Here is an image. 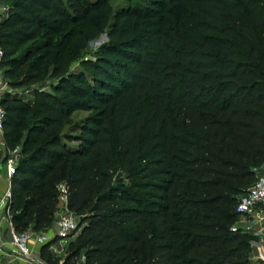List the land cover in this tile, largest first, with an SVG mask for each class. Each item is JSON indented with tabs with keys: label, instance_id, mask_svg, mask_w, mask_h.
Returning <instances> with one entry per match:
<instances>
[{
	"label": "trees",
	"instance_id": "trees-1",
	"mask_svg": "<svg viewBox=\"0 0 264 264\" xmlns=\"http://www.w3.org/2000/svg\"><path fill=\"white\" fill-rule=\"evenodd\" d=\"M11 224L48 231L65 183L80 231L48 264H251L239 198L264 169V0H2ZM106 31L94 59L81 58ZM25 46V47H24ZM23 48V49H22ZM22 49L19 55H16ZM80 69L69 71L73 60ZM89 114L70 123L75 111ZM68 127V128H67Z\"/></svg>",
	"mask_w": 264,
	"mask_h": 264
},
{
	"label": "built area",
	"instance_id": "built-area-1",
	"mask_svg": "<svg viewBox=\"0 0 264 264\" xmlns=\"http://www.w3.org/2000/svg\"><path fill=\"white\" fill-rule=\"evenodd\" d=\"M2 12L7 11L6 5H1ZM4 56V51L0 47V77H1V63ZM8 92L7 83L0 80V100L5 93ZM6 118L5 110L0 104V151L3 152V161H0V167L5 165L7 170L8 181L0 194V220L5 219L9 222L8 240H3L0 235V260L6 255H13L27 263L32 264H48L43 259H37L33 254V245H44L53 239L65 241L73 237L80 231L79 219L72 211L68 209V196L65 183L57 185L58 190V204L56 213V232L49 234L48 231H33L26 230L23 232L16 231L11 224L10 203L12 198L11 192V177L17 171L18 160L20 156V147L16 146L12 149L6 146L3 138L4 121ZM257 205L264 206V172L257 178V180L247 189V191L239 198L236 212L239 214V219L248 214L251 209ZM257 222L263 220L264 215L261 212L255 214ZM238 225L232 226L231 230L236 231ZM260 259V258H259ZM261 261L257 264H264V256H261Z\"/></svg>",
	"mask_w": 264,
	"mask_h": 264
},
{
	"label": "rangeland",
	"instance_id": "rangeland-1",
	"mask_svg": "<svg viewBox=\"0 0 264 264\" xmlns=\"http://www.w3.org/2000/svg\"><path fill=\"white\" fill-rule=\"evenodd\" d=\"M149 0H111L110 4L113 8V10H117L119 8L125 7L127 5H144L147 4ZM1 5H6L7 6V11L6 12H2L1 9ZM8 5L6 3H4L2 0H0V21H2L5 17L6 14L8 12ZM107 41V34L106 31H103L98 37L89 40L86 44V47L81 51V58L83 59H94L95 55L99 52L100 47ZM25 47V46H24ZM23 49V48H22ZM22 49L19 50V52H17L16 55H19L21 53V51H23ZM7 69H9V67L6 64H3L1 66V77L0 80L2 82H6L7 83V89L9 94H18L20 96H22L24 99H31V89H38V90H43V89H47V87L54 83V78L50 77L49 74H47L44 78V80L40 83H36V84H30V85H23L20 87H13L10 85L9 81H12L13 79H20L23 77V75L29 73V67L26 64L21 65V66H17V67H11V70H9V72H11V74L9 75V73H7ZM78 69H80L79 66V60H73L70 64L69 67V71H77ZM89 114V112L87 111H75L73 112V114L70 117V123H76L78 121L83 120L87 115ZM68 128V127H67ZM79 232H77L73 237L63 241L66 242V248H60L58 249L57 254H59L60 256L54 257L56 259H59V261L63 260L65 253L67 252L68 249V245L71 241H73L76 237V235ZM79 260V261H78ZM82 257L81 255L79 256V259L76 260L75 264H82Z\"/></svg>",
	"mask_w": 264,
	"mask_h": 264
},
{
	"label": "crops",
	"instance_id": "crops-1",
	"mask_svg": "<svg viewBox=\"0 0 264 264\" xmlns=\"http://www.w3.org/2000/svg\"><path fill=\"white\" fill-rule=\"evenodd\" d=\"M0 161H3V152L0 151ZM264 172V169H263ZM8 181L7 170L4 164L0 167V194L3 192ZM257 212H261L264 215V206L257 205L251 209V211L244 215L240 220H238V228L242 229L244 232L250 234L252 236L251 240V257L250 263L257 264L261 260V256H264V218L263 220L257 222L255 218V214ZM9 222L5 219L0 220V235L3 240H8L10 238L9 235ZM56 232V224L54 223L51 229L48 230L49 234H54ZM48 246V251L53 255V257L60 256L57 254L58 249L66 248V242L60 241L58 239H53L50 242L44 244ZM44 245H33V254L37 259H42L40 257L41 247ZM64 250V249H63ZM66 256V253H65ZM64 256V257H65ZM82 264H84V256L81 254ZM260 258V259H259ZM62 261V260H61ZM60 261V262H61ZM79 261V260H78ZM0 264H32L27 263L13 255H6L0 260Z\"/></svg>",
	"mask_w": 264,
	"mask_h": 264
}]
</instances>
